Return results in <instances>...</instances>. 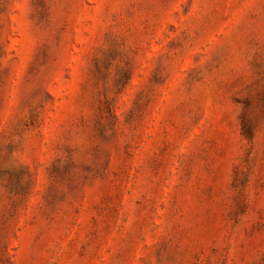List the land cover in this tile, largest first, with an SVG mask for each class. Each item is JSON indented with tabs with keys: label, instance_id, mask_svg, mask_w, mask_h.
Here are the masks:
<instances>
[{
	"label": "rangeland",
	"instance_id": "obj_1",
	"mask_svg": "<svg viewBox=\"0 0 264 264\" xmlns=\"http://www.w3.org/2000/svg\"><path fill=\"white\" fill-rule=\"evenodd\" d=\"M0 264H264V0H0Z\"/></svg>",
	"mask_w": 264,
	"mask_h": 264
}]
</instances>
